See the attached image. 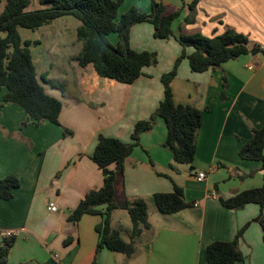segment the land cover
Returning <instances> with one entry per match:
<instances>
[{
    "label": "crops",
    "instance_id": "obj_1",
    "mask_svg": "<svg viewBox=\"0 0 264 264\" xmlns=\"http://www.w3.org/2000/svg\"><path fill=\"white\" fill-rule=\"evenodd\" d=\"M155 1L167 13L180 12L172 26L175 35L198 33L211 38L232 28L264 50V0H199L194 12L189 9L193 0ZM133 6L151 12L150 0H123L119 15ZM153 33L149 23L131 28V48L155 52L158 58V64L144 68L132 84L101 78L92 66L82 69L78 65L73 69L76 93L63 97L42 84L48 95L63 103L59 121L73 132L71 137L63 138L62 128L50 122L34 126L24 110L3 101L6 90L0 93V179L15 176L20 181L11 200H0V232L15 234L10 264L94 261L99 241L96 228L103 222L102 215H84L78 223L68 218L87 193L103 186L102 172L91 159L98 137L130 143L135 124L148 120L164 97L161 76L173 69L182 47L174 37L160 40ZM22 40L35 43L30 46L31 54L41 46L37 38ZM193 51L188 48L187 54ZM32 58L36 66L33 54ZM224 76L228 99L221 102ZM172 92L176 104L202 111L209 108L198 132L194 163L191 167L173 163L172 152L162 146L166 125L156 119L126 161L123 188L118 184L116 194L118 204L145 200L151 229L136 242L132 259L105 248L97 256L98 264H208L209 244L232 241L260 213L256 204L229 210L221 200L263 184L262 164L242 160L239 151L252 138V130L264 126V54L241 56L204 73L193 72L184 59ZM25 121L27 125L21 128ZM199 173L205 175L202 182L197 180ZM174 184L183 190L190 207L162 215L153 196L172 193ZM49 203L57 205L56 213L48 211ZM105 209L98 208L101 213ZM117 211L111 226L119 231ZM125 227L129 232L131 222ZM262 236L261 227L252 222L239 241L244 259L235 264H264Z\"/></svg>",
    "mask_w": 264,
    "mask_h": 264
},
{
    "label": "trees",
    "instance_id": "obj_2",
    "mask_svg": "<svg viewBox=\"0 0 264 264\" xmlns=\"http://www.w3.org/2000/svg\"><path fill=\"white\" fill-rule=\"evenodd\" d=\"M32 0H7L0 9V93L6 90L3 101L20 107L32 119L34 126L50 122L62 128L63 138L73 136V132L62 127L59 117L63 103L45 92L44 84L55 90L62 88L53 81L41 78L33 62L30 41H23L20 28L36 31L55 20L71 16L80 22L76 29L77 41L82 50L74 58V62L85 69L92 66L98 76L114 80L121 84H132L143 75V69L158 64L155 52L134 51L130 46L131 28L140 23H149L154 27L155 39L167 40L174 37L182 47L181 55L176 59L173 69L161 76L164 97L148 120L135 124L131 134V142L124 143L115 138L100 135L95 151L91 157L103 175V186L91 190L69 216V221L78 223L84 215H102L103 222L96 228L99 241L96 246L95 259L102 249H108L132 259L136 255V242L143 232L151 229L148 206L143 199L124 200L116 203L117 186L123 188L126 161L135 147L140 145L142 134L150 132L161 118L167 129V137L163 143L173 154L176 165L192 166L196 156V140L202 126L204 111L190 105L176 104L172 92V82L176 78L182 60L187 59L193 72L204 73L220 69L224 63L245 55L264 54L260 45L253 43L248 36L236 32L232 28L211 38L201 34L186 35L180 32L175 35L172 26L180 16L179 11L167 13L163 5L155 0L151 2V12L144 13L133 6L119 15L123 0H39L40 5L47 7L35 11H27ZM199 0H193L189 9L194 12ZM2 0H0L1 8ZM188 18L185 23H188ZM117 34L119 43L113 46L108 37ZM193 48L191 54L187 49ZM221 102L227 101V77H223ZM21 124V128L27 125ZM252 138L239 151L242 160L255 161L262 164L263 184L237 193L228 200H221L225 209L241 210L249 204L260 207L259 215L243 226L232 241H216L208 245L206 257L208 264H235L244 257L239 248V241L252 222L258 223L262 230L264 243V126L252 130ZM113 167V168H112ZM173 168V165L171 166ZM20 186L15 176L0 179V200H11L13 192ZM154 204L162 215L177 214L190 207L184 199L183 190L174 184L172 193H157L153 196ZM106 206L101 213L98 208ZM116 210H125L129 215L131 229L129 240L125 241L120 232L111 226L112 214ZM14 239L4 240L0 245V264H10L8 257Z\"/></svg>",
    "mask_w": 264,
    "mask_h": 264
},
{
    "label": "rangeland",
    "instance_id": "obj_3",
    "mask_svg": "<svg viewBox=\"0 0 264 264\" xmlns=\"http://www.w3.org/2000/svg\"><path fill=\"white\" fill-rule=\"evenodd\" d=\"M7 0H2L1 10L6 5ZM46 5H40L39 0H32L27 11H35L46 8ZM120 14V12H119ZM80 26V22L71 17L65 16L59 18L49 25L43 26L37 31H30L20 28L22 38H37L41 40V46L36 47L32 54L37 60L36 70L39 73L38 77L48 81H53L58 84L62 90H57L61 96L76 93L73 72L77 67L74 58L79 55L82 50V44L77 41L76 29ZM109 42L114 46L119 43L117 34H112L108 37ZM44 84V83H43ZM49 86L48 84H44ZM50 87V86H49ZM184 167H190L183 165ZM119 220V231L125 241L129 240V232H127L125 224L130 226V218L125 210H118L117 216Z\"/></svg>",
    "mask_w": 264,
    "mask_h": 264
},
{
    "label": "built area",
    "instance_id": "obj_4",
    "mask_svg": "<svg viewBox=\"0 0 264 264\" xmlns=\"http://www.w3.org/2000/svg\"><path fill=\"white\" fill-rule=\"evenodd\" d=\"M205 178L204 173H199L197 176V180L199 182H202ZM48 211L52 212V213H56L58 211V207L55 203H49L48 205ZM0 237L2 238V244L4 240H9L15 237V234L11 231H4V232H0ZM1 244V245H2Z\"/></svg>",
    "mask_w": 264,
    "mask_h": 264
}]
</instances>
